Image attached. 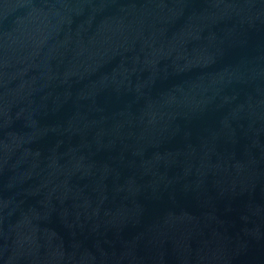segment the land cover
<instances>
[{
	"label": "water",
	"instance_id": "1",
	"mask_svg": "<svg viewBox=\"0 0 264 264\" xmlns=\"http://www.w3.org/2000/svg\"><path fill=\"white\" fill-rule=\"evenodd\" d=\"M0 264H264V0H0Z\"/></svg>",
	"mask_w": 264,
	"mask_h": 264
}]
</instances>
